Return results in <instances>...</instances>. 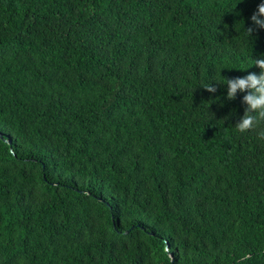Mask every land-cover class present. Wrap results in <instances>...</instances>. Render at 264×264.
I'll return each mask as SVG.
<instances>
[{"label":"trees","instance_id":"obj_1","mask_svg":"<svg viewBox=\"0 0 264 264\" xmlns=\"http://www.w3.org/2000/svg\"><path fill=\"white\" fill-rule=\"evenodd\" d=\"M260 3L0 0V264H264Z\"/></svg>","mask_w":264,"mask_h":264},{"label":"clouds","instance_id":"obj_2","mask_svg":"<svg viewBox=\"0 0 264 264\" xmlns=\"http://www.w3.org/2000/svg\"><path fill=\"white\" fill-rule=\"evenodd\" d=\"M251 21L254 27L245 30L249 37H252L256 29H264V3L258 5L251 16ZM253 63L260 69L258 75L253 72L244 77L225 79L228 88L227 98L235 100L238 92L247 93L242 101L246 105L244 115L235 129L242 134L255 131L258 138L264 140V56L254 59ZM204 88L210 93L217 91L212 84Z\"/></svg>","mask_w":264,"mask_h":264},{"label":"water","instance_id":"obj_3","mask_svg":"<svg viewBox=\"0 0 264 264\" xmlns=\"http://www.w3.org/2000/svg\"><path fill=\"white\" fill-rule=\"evenodd\" d=\"M1 136V135H0Z\"/></svg>","mask_w":264,"mask_h":264}]
</instances>
